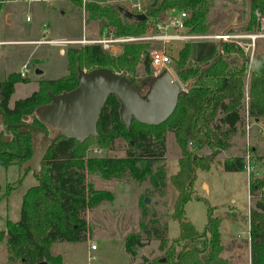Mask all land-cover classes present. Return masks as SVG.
<instances>
[{
    "label": "trees",
    "instance_id": "obj_1",
    "mask_svg": "<svg viewBox=\"0 0 264 264\" xmlns=\"http://www.w3.org/2000/svg\"><path fill=\"white\" fill-rule=\"evenodd\" d=\"M80 10V0H69ZM144 21H135L121 15V8L83 4L85 23L99 27H114L117 35H139L145 31L148 20L157 19L165 10H181L188 14L185 22L189 34H211L216 23L207 20L212 0H146ZM242 18L245 20V0H241ZM249 19L245 26L235 30L250 31L257 27L256 15L264 19V0H250ZM237 22V23H239ZM229 28L227 32L234 30ZM146 42L122 44L118 55L103 52L97 44L68 47L64 54L66 73L56 79H41L37 89L28 96L16 99L8 107V99L14 84L27 79L17 72L8 73L0 81V117L9 125L13 134L3 141L0 133V166L20 165L29 159L35 142L36 130L21 126H40L34 109L49 102L47 93L58 94L77 85L76 67L89 70L106 67L125 75L131 84L135 66L141 64L144 73L150 75ZM189 42L177 51L173 61L177 81L186 83V92L177 97L171 114L157 125H146L131 119L129 125L120 121L119 103L108 94L100 107L96 122L97 135L81 143L71 138L59 137L49 146L41 170L34 174L36 183L24 190L20 199L19 217L7 220L0 240L4 238L7 258H17L20 264H61L59 255H51L54 242H80L87 238L88 226L84 211L100 203L111 201V192L93 188L86 182L87 174L99 175L105 180L133 182L147 181L138 202L137 230L128 233L123 241L124 251L130 261L136 249L150 241H156L160 255L147 259L139 255V264H230L221 257L219 225L221 218L206 208V221L201 231L184 216V204L192 197L196 170H208L215 156L229 149L231 140L243 135L244 116L255 119L264 117V48L253 61L232 41H221V54L211 64L202 68L217 53L201 63L190 61ZM247 74V82L245 81ZM148 80V79H147ZM136 87V86H135ZM169 132L178 148L177 170L168 177L176 192L169 218L178 225V233L167 239V222L158 211L143 199L164 195L166 172L164 165L165 134ZM127 145L124 156H86L90 140L103 149H111L114 140ZM205 150L198 155L194 150ZM204 152V151H203ZM226 172L243 171L242 154L229 155L219 162ZM28 169L29 167H25ZM30 169V168H29ZM6 186V185H5ZM249 264H264V181L247 179ZM11 189H4L7 194ZM164 259L163 261L161 259Z\"/></svg>",
    "mask_w": 264,
    "mask_h": 264
},
{
    "label": "rangeland",
    "instance_id": "obj_2",
    "mask_svg": "<svg viewBox=\"0 0 264 264\" xmlns=\"http://www.w3.org/2000/svg\"><path fill=\"white\" fill-rule=\"evenodd\" d=\"M0 0V38L4 39H31L39 38V29L42 25L47 26L48 39H58L50 37L75 38L66 40H77L82 35L86 39H94L109 27H99L98 24L85 23V14L83 13V4L91 3L101 7H118L131 14H143L147 5L146 0H85L79 10L75 4L69 0ZM1 2L3 4H1ZM241 0H212L213 6L207 15L208 21L216 23L211 29V34H189L190 38L183 42H174L165 44L168 55L174 61L177 57V51L183 43L189 42V59L192 62L199 63L201 60L213 54L215 43L225 27L224 36H232L241 34L243 31L235 30L242 23ZM138 9V10H137ZM3 16H6L4 18ZM27 19V20H26ZM158 20H148L146 29L151 28ZM239 22V23H237ZM229 28H233L231 32H227ZM60 39V38H59ZM222 41H233L230 37L221 38ZM129 43V42H126ZM146 50L160 48L162 44L157 41L146 42ZM124 44V43H123ZM81 44H58L56 46H35L33 44H4L0 45V72H11L21 69V65L25 62L26 76L28 80L35 78L56 79L66 73L65 50L68 47H81ZM57 48H61V55L58 54ZM122 48V45H121ZM264 48V41L256 42L255 56ZM122 50V49H120ZM64 55V56H63ZM174 65V64H173ZM41 70L39 76L35 75V70ZM150 70V68H149ZM151 71V70H150ZM173 77L176 76L173 73ZM247 72L245 81L247 82ZM151 74L144 73L141 64L135 66V72L131 76L136 88L141 89L146 85L147 79ZM177 83L185 88L188 83ZM35 89L34 82L27 84H18L14 87V92L10 96L12 100L28 96ZM250 125L248 134L245 133V124ZM243 135L235 136L229 149L219 152L208 170H197L196 179L193 186V194L198 197H192L184 204V216L195 227L197 231H201L206 221V208L212 207V214L221 218L219 225L220 238L225 240L230 237L238 236L233 239L240 249L235 255L234 264H249L250 252L246 249L247 238V221L248 209L252 202L248 198L247 179L259 178L264 181V120L259 123L253 122L252 118L244 116ZM95 142L90 140L87 147L95 146ZM127 145L124 141L116 139L111 145V149H103L97 155L122 157L125 154ZM195 153L201 155L207 153L205 150H194ZM178 149L173 141L170 133L165 134V152L166 155V171H171L175 165L178 155ZM242 154L245 165L250 167L249 173L244 168L243 171L226 172L219 162L222 158L229 155ZM13 166V167H12ZM20 165H10L7 168L0 166V231L5 229L7 220L15 221L19 217V206L21 195L26 188L36 183L35 176L31 169L24 168L23 174L19 176ZM93 177V178H89ZM199 180L202 182L198 184ZM86 182L90 183L93 188L103 189L108 186L112 195L111 203L118 208L117 213H121V217L108 216L95 218L92 220V232L96 236H91L97 249L91 251L95 255V259L88 258L86 255L85 240L80 242H54L50 247L52 254L69 255L73 258L75 264H127V253L123 249V241L128 232L134 230L135 215L134 207L138 206V202L148 187L147 181L139 184L133 182H119L112 180L104 181L99 175L87 174ZM208 191H206V184ZM167 190L164 195L151 196L148 205L156 209L161 219L167 222V239L176 237L178 233L177 222L169 218L171 212L170 204L173 203L175 190L166 178ZM8 185L11 189L7 194L4 189ZM264 193V191H262ZM110 202V201H106ZM105 202V203H106ZM172 202V203H171ZM136 205V206H135ZM100 229V230H99ZM105 238L106 241L102 240ZM245 243V246H244ZM94 244V243H93ZM156 241H150L148 244L140 248V252L135 254L130 264H139V255H143L147 259L160 255L156 250ZM227 247L226 243L224 244ZM126 253V254H125ZM7 249L4 238L0 240V264H20L19 259L12 258L10 261L6 259ZM54 256V255H53ZM97 257V258H96ZM7 260V262H6ZM232 263V261H231ZM62 264V262H61Z\"/></svg>",
    "mask_w": 264,
    "mask_h": 264
},
{
    "label": "water",
    "instance_id": "obj_3",
    "mask_svg": "<svg viewBox=\"0 0 264 264\" xmlns=\"http://www.w3.org/2000/svg\"><path fill=\"white\" fill-rule=\"evenodd\" d=\"M249 3L250 0H245V20L238 24L239 27L245 26L248 22ZM121 15L135 21L145 20L143 14H131L125 10H121ZM228 27H225L224 31ZM224 31L217 41L216 55L207 63H203L202 68L220 56ZM35 71L40 73L39 70ZM76 81L77 85L68 91L58 94L47 93L49 102L34 109L40 126L21 124L36 130L37 133L30 158L19 166V176L23 174L25 167L38 174L41 170V161L49 146L59 137L71 138L81 143L89 136H96L99 110L108 94L114 95L118 101L119 119L127 127L131 119L146 125L161 123L173 111L177 97L186 92V88L181 87L166 69L150 76L141 89L133 86L125 75L106 67H94L89 70L76 67ZM1 132H4L3 141L10 140L13 134L10 126L4 125L0 117ZM148 201L146 197L143 199L144 204ZM139 252L140 249H136V254ZM36 264H44V262Z\"/></svg>",
    "mask_w": 264,
    "mask_h": 264
},
{
    "label": "built area",
    "instance_id": "obj_4",
    "mask_svg": "<svg viewBox=\"0 0 264 264\" xmlns=\"http://www.w3.org/2000/svg\"><path fill=\"white\" fill-rule=\"evenodd\" d=\"M37 1V0H29ZM85 0H80L81 4ZM138 10V9H137ZM188 19V14L181 10H165L156 19L155 25L151 28L146 29L139 35H117L114 27H109L102 31L97 38L86 39L85 36H81L77 40H66V39H48L43 35L46 31L45 28L41 29V37L35 43H45V44H97L100 49L108 54L114 55L113 47L121 48V45L126 42H150L157 41L162 44L160 48L152 49L148 53V63L150 68V74L156 75L162 69H166L172 76L174 73L172 57L168 55L165 49V44L174 42H183L184 40L190 38L186 34L185 22ZM27 20V19H26ZM257 27L250 31H245L241 34H236L232 36H224L222 38L230 37L236 45H238L243 52L246 54L248 63L253 61L255 57L256 42L259 40L264 41V19L256 15ZM121 51V50H120ZM26 71V66L23 64L19 71V75L23 76ZM175 75V74H174ZM175 79V78H174ZM245 133L248 134L250 125L245 124ZM102 152V148L99 146H89L85 150L86 156H97ZM247 158V155L244 156ZM246 172L249 173L250 167L248 164L245 165ZM264 191V189H261ZM90 249H94V244L89 246ZM92 258V257H89Z\"/></svg>",
    "mask_w": 264,
    "mask_h": 264
},
{
    "label": "crops",
    "instance_id": "obj_5",
    "mask_svg": "<svg viewBox=\"0 0 264 264\" xmlns=\"http://www.w3.org/2000/svg\"><path fill=\"white\" fill-rule=\"evenodd\" d=\"M7 1V0H6ZM6 1H4L3 3H5ZM29 1V0H28ZM2 2H1V4H3ZM4 18H6V16H3ZM42 28H45L46 29V31H45V33L43 34V35H45V34H48V30H47V26H45V25H42L41 26V28L39 29V32L41 33V29ZM41 35H42V33L40 34V36H39V38H31V39H4V38H0V45H4V44H13V43H16V44H26V45H31V44H33V45H35V46H37V45H39V46H43V45H49V46H56L55 44H45V43H35V41H37L38 39H40V37H41ZM45 38H47L46 36H45ZM50 38H60V39H63V37H50ZM64 39H75V38H64ZM216 41V40H215ZM215 41H213L214 43H215ZM113 49V53H114V55H118L121 51H120V49L119 48H117V47H113L112 48ZM57 50V52H58V54H60L61 55V53H63V52H61L62 51V49L61 48H57L56 49ZM214 52H215V48H214ZM214 52H213V54H210L209 56H207L206 58H204L203 60H201L199 63H201V62H203L205 59H207V58H210V57H212L213 55H214ZM64 56V55H63ZM65 57V56H64ZM23 64H25V62L23 63ZM22 64V65H23ZM21 65V66H22ZM20 66V67H21ZM36 70H38V68H36ZM19 71H20V69H18V70H15V71H11V72H17V73H19ZM40 71V73H37L36 71H35V75L36 76H39L41 73H42V71L41 70H39ZM26 72V71H25ZM8 73H10V72H0V81L1 80H3L4 78H5V76L8 74ZM25 76H26V73H25ZM25 76L23 75V77L25 78ZM38 80H40L39 78H35V79H33L32 81L31 80H28L27 79V82H25V83H22V82H17V83H15L14 84V87L16 86V85H18V84H27V83H29V82H34V84H35V89L33 90V91H35L36 89H37V82H38ZM13 92H14V89H13ZM12 95V94H11ZM10 95V96H11ZM19 99V98H18ZM16 100V99H15ZM15 100H12V102H10V97H9V99H8V107H11L12 106V104H13V102L15 101ZM262 120H264V117H260V118H255V119H253V122H255L256 124L257 123H261L262 122ZM249 131V130H248ZM169 133V132H168ZM171 134V133H170ZM231 142H233V140H231ZM178 149V148H177ZM178 153V152H177ZM177 157H178V155H177ZM164 165H165V167H166V155L164 156ZM13 167V166H12ZM177 170V158H176V161H175V165H174V167L172 168V170L171 171H166V168H165V172H166V178L168 179V177L171 175V174H173V173H175V171ZM197 171V170H196ZM196 171H195V179H196ZM90 179L91 178H93V177H89ZM195 179H194V181H195ZM104 181H107V182H110V181H112V180H105V179H103ZM202 181L201 180H199V182H198V184H200ZM205 184H206V191H208V185H207V183L205 182ZM171 185V184H170ZM193 186H194V183H193ZM165 188H167V183L165 182ZM98 189H100V188H98ZM103 189H108L109 190V187L108 186H103ZM174 189V188H173ZM165 190H167V189H165ZM175 196H176V192L174 193V199H175ZM174 199H173V201H174ZM112 201H110V202H103V203H100L99 205H97V206H95V207H93V208H90V209H86L85 211H84V219H85V221H86V223H87V226H88V234H87V239L85 240V243H86V255H87V257L89 258V257H92V259H95V255L94 254H92L91 253V251H94V250H96L97 249V246L95 245V242H94V240H92L91 239V236H96L95 235V231H94V233L92 232V220H94L95 218H104V217H108V216H118V217H121L122 215H121V213L120 214H118L117 213V211H118V208L116 207V205H112V203H111ZM172 203V202H171ZM173 204V203H172ZM172 204H170V206H171V209H172ZM136 206V205H135ZM134 215H135V224H136V226H135V228H134V230H132V231H130V232H134V231H136L137 230V227H138V220H139V210H138V206H136V207H134ZM247 226H248V221H247ZM100 230V229H99ZM130 232H128V233H130ZM127 233V234H128ZM247 236H249V232H248V229H247V234H246ZM235 238H238V236L236 235V236H234V237H230V238H228V239H225V240H223V239H221L220 238V243H221V245H222V251H221V253H220V255H221V257H223V258H225V259H227L228 261H229V263L230 264H234V262H236L235 260V255L237 254L236 252H238L239 251V249H240V246H238L235 242H233L232 240L233 239H235ZM102 240H104V241H106V239L105 238H102ZM171 240V239H170ZM247 240V247H246V249L248 250V252H249V240H248V238L246 239ZM94 243V249H90L89 248V246L91 245V244H93ZM226 243V245H227V247H225L224 246V244ZM52 245V244H51ZM51 245H50V247H51ZM244 246H245V243H244ZM124 249V248H123ZM49 252H50V248H49ZM50 254L51 255H59V254H52L51 252H50ZM126 254V253H125ZM127 255V257H128V259H127V264H130V257H129V255L128 254H126ZM7 256H8V252H7V255H6V259H7ZM60 256V255H59ZM70 256L69 255H61L60 256V258H61V262H62V264H75L74 263V261H73V258H69ZM97 258V257H96ZM11 261V260H10ZM231 261H232V263H231ZM6 262H7V260H6Z\"/></svg>",
    "mask_w": 264,
    "mask_h": 264
}]
</instances>
